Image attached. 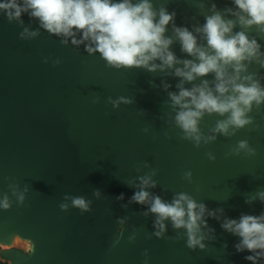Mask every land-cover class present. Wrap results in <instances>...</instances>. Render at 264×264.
Segmentation results:
<instances>
[{
    "label": "water",
    "instance_id": "water-1",
    "mask_svg": "<svg viewBox=\"0 0 264 264\" xmlns=\"http://www.w3.org/2000/svg\"><path fill=\"white\" fill-rule=\"evenodd\" d=\"M153 2L157 9L175 11V25L188 27L200 44L206 41L195 28L214 11L237 19L225 11L235 9L233 0ZM21 19L9 22L0 10V201L7 195L11 204L0 207L1 258L8 264H251L244 259L251 253L235 250L240 238L221 225L242 213L264 212L259 198L245 202L264 190V102H253L246 113L250 123L230 126L228 135L213 131L228 114L205 113L197 146L175 120L179 108L168 93H178L181 78L174 69L134 67L154 105L139 94L134 74L109 66L99 52H87L88 42L74 45L69 37L62 43L64 37L40 27L37 18L24 13ZM25 28L38 34L21 37ZM240 30L257 41L261 53L244 62L241 75H252L264 87V31L237 23L233 32ZM166 35L174 38L172 22ZM170 48L181 60L194 59L175 38ZM203 79L214 87L211 73L184 87ZM120 97L130 102L114 107L111 101ZM241 140L254 152L237 151ZM176 145L184 164L169 155ZM185 169L202 183L200 196L191 190ZM143 176L156 182L146 189L149 201L159 196L171 202L183 192L216 211L218 218L205 212L207 226L199 222L203 248H189L187 229L174 228L170 218L162 234H155L160 229L154 226L156 214L148 211L150 202L130 199ZM121 193L124 198L117 199ZM66 196L90 200V211L72 206ZM65 203L66 210L60 207Z\"/></svg>",
    "mask_w": 264,
    "mask_h": 264
},
{
    "label": "clouds",
    "instance_id": "clouds-1",
    "mask_svg": "<svg viewBox=\"0 0 264 264\" xmlns=\"http://www.w3.org/2000/svg\"><path fill=\"white\" fill-rule=\"evenodd\" d=\"M235 9L225 11L237 19H225L219 11L205 18L202 26L195 28V33L201 34L206 44L198 43L197 35L188 27L175 25V11L169 12L164 6L157 9L153 0H4L0 2V10L7 15L9 22L18 20L27 13L30 18H37L40 27L50 34L63 36L62 43L71 42L74 45L85 44L89 53L99 52L109 66L115 68L144 67L149 71L157 69H174V75L181 78L177 92H169L173 107L179 108L175 120L183 130L185 138L194 139L199 146L202 138L198 127L200 119L205 113L227 115L226 119L217 121L213 131L229 134V127L241 128L250 123L246 115L251 110L253 102L257 105L264 102V87L252 75L241 73L246 71L245 61L259 58L260 45L255 39H250L244 30L235 31L236 24L241 28L256 26L264 31V0H233ZM215 9V4L212 5ZM172 22L174 38L181 45V51L194 59H179L171 50L174 43L172 36L166 35L167 26ZM77 33L80 38L77 39ZM35 36L38 32H31L27 28L21 33ZM159 61L156 63L155 61ZM181 64L182 67L176 65ZM229 69L232 71L230 72ZM214 74V87L210 81L203 79L200 84L191 88L184 87V83L195 81L198 77ZM165 88L170 87L164 84ZM120 101L129 103L124 97L111 101L118 107ZM215 137H207V140ZM247 149V141L241 140L238 149ZM186 175L190 176V173ZM140 190L133 193L131 202L146 204L150 202L148 211L156 214L154 226L160 231L165 229L164 221L171 219L174 228L187 229V246L195 248L200 245L203 237H198L200 221L207 210L203 203L198 204L187 193L176 194L171 202H166L159 196L151 197L146 190L155 187L156 182L149 176L139 177ZM26 191V189H25ZM100 195L97 189L94 192ZM121 193L117 199H123ZM259 198L264 202V190L250 196L245 202L251 203ZM18 199L24 200L23 193ZM72 206L82 212L90 211V200L84 197H68ZM11 206L7 195L0 201V207ZM62 209L68 205L61 204ZM218 211L223 212V209ZM147 215V212L145 213ZM208 215L216 217V211H208ZM218 218V217H216ZM123 223V221H120ZM205 226L207 221L203 220ZM221 227L240 239L234 244L236 252H249L244 257L251 264H259L264 259V212L259 215L242 213L238 219L226 218Z\"/></svg>",
    "mask_w": 264,
    "mask_h": 264
},
{
    "label": "bare ground",
    "instance_id": "bare-ground-1",
    "mask_svg": "<svg viewBox=\"0 0 264 264\" xmlns=\"http://www.w3.org/2000/svg\"><path fill=\"white\" fill-rule=\"evenodd\" d=\"M120 70L122 72H126V73H132L135 75L136 77V80H137V84H138V87H137V90L139 92V94H141L142 96H144L145 98L149 99L151 102L154 103V105H156V102L155 100L150 96V94L146 91L145 87L143 86L141 80L139 79L138 75L136 74L135 70H134V67H131V68H125V67H121ZM169 155L174 158L175 160L181 162L184 164V160H183V156L181 154V150H180V146L179 145H176V147L171 150L169 152ZM185 172V176L187 177V180L190 181V184H191V190L195 193V196H200V194H202L203 192V185L202 183L200 182L198 176L192 172H190L189 170L185 169L184 170ZM187 173H190L191 175L188 176L186 175ZM197 183H196V181Z\"/></svg>",
    "mask_w": 264,
    "mask_h": 264
},
{
    "label": "flooded vegetation",
    "instance_id": "flooded-vegetation-1",
    "mask_svg": "<svg viewBox=\"0 0 264 264\" xmlns=\"http://www.w3.org/2000/svg\"><path fill=\"white\" fill-rule=\"evenodd\" d=\"M0 251H1V247H0ZM0 261H1L2 263L8 264V262H6L3 258H1V256H0Z\"/></svg>",
    "mask_w": 264,
    "mask_h": 264
},
{
    "label": "rangeland",
    "instance_id": "rangeland-1",
    "mask_svg": "<svg viewBox=\"0 0 264 264\" xmlns=\"http://www.w3.org/2000/svg\"><path fill=\"white\" fill-rule=\"evenodd\" d=\"M16 246H22V244L20 242H16L15 244Z\"/></svg>",
    "mask_w": 264,
    "mask_h": 264
},
{
    "label": "trees",
    "instance_id": "trees-1",
    "mask_svg": "<svg viewBox=\"0 0 264 264\" xmlns=\"http://www.w3.org/2000/svg\"><path fill=\"white\" fill-rule=\"evenodd\" d=\"M0 264H5V263H2V262L0 261Z\"/></svg>",
    "mask_w": 264,
    "mask_h": 264
}]
</instances>
